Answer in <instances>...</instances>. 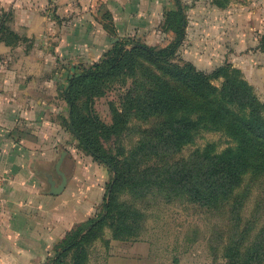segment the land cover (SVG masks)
Segmentation results:
<instances>
[{
  "label": "trees",
  "instance_id": "1",
  "mask_svg": "<svg viewBox=\"0 0 264 264\" xmlns=\"http://www.w3.org/2000/svg\"><path fill=\"white\" fill-rule=\"evenodd\" d=\"M212 2L222 8L231 0ZM188 8L184 0H172L165 10L163 28L173 33L167 45L121 38L100 59L74 65L68 76L63 96L70 109L65 121H72L79 144L113 176L99 211L56 244L51 264H89L88 246L107 228L117 239L138 238L142 217L137 200L156 190L213 210L228 209L229 201L237 219L246 193L237 189L245 179L264 182V102L253 86L231 64L208 73L191 61L174 59L187 36ZM21 40L7 19L0 18V42L17 45ZM128 74L135 83L123 108L113 106V121L108 123L95 113L94 99L111 81ZM221 76L222 86L212 82ZM132 116L149 120L141 140L131 150L121 144L108 146L129 128ZM206 130H222L234 144L219 151L216 142H209L189 157L176 158ZM123 191L134 200L121 201ZM262 230V237L250 246L244 247L243 240L232 242L230 259L222 264H263L264 226Z\"/></svg>",
  "mask_w": 264,
  "mask_h": 264
},
{
  "label": "crops",
  "instance_id": "2",
  "mask_svg": "<svg viewBox=\"0 0 264 264\" xmlns=\"http://www.w3.org/2000/svg\"><path fill=\"white\" fill-rule=\"evenodd\" d=\"M170 5L0 0L3 18L24 37L17 45L0 42V264H51L56 244L99 211L107 169L75 145L63 90L74 59H100L121 35L167 45L173 33L164 30L163 19ZM189 30L180 50L189 49ZM190 54L188 60L197 64L200 56ZM59 61L66 64L59 68ZM60 160L68 181L54 194L52 186L62 181Z\"/></svg>",
  "mask_w": 264,
  "mask_h": 264
},
{
  "label": "rangeland",
  "instance_id": "3",
  "mask_svg": "<svg viewBox=\"0 0 264 264\" xmlns=\"http://www.w3.org/2000/svg\"><path fill=\"white\" fill-rule=\"evenodd\" d=\"M184 1L189 6L187 29L190 28L188 39L191 41L188 44L189 49L180 50L174 58L175 61L185 63L189 61L188 57L193 52L194 57L200 56L197 64L194 63L196 67L208 73L224 64H231L239 69L241 76L253 86L256 95L264 102V0H231L222 8L215 5L212 0ZM170 2L172 3V0ZM5 16L0 13V18ZM121 36L124 40H144L138 36ZM211 57H217L218 60L212 64ZM74 60L76 61L74 65L80 64L77 58ZM90 60L84 64L95 61ZM65 64L59 61L58 66L60 68ZM134 79L128 74L111 81L105 93L94 99L95 113L106 122L112 123L113 106L123 108L126 96L135 83ZM212 82L222 86L224 77H214ZM68 107L70 109L69 105ZM148 122L149 120L143 116H132L129 128L107 145L117 147L121 144L126 150H131L141 140L142 132L149 127ZM75 141V145L83 149L78 138L75 137ZM209 142H216L219 151L234 144L222 130H206L193 144L177 153L176 158L189 157L194 149L201 148ZM106 169L107 189L113 172L108 166ZM244 190L246 193L241 199L245 206L241 210V217L237 219L230 210L229 201L228 209L222 207L220 210H213L184 196L156 190L149 196L137 200L142 217L139 237L117 239L107 228L104 235L89 244L88 262L89 264L228 262L230 259L228 255L232 251L229 253L227 251L232 242L243 240L244 247L250 246L262 237L263 233L264 182L245 179L237 192ZM127 200L134 199L129 192L123 191L121 201Z\"/></svg>",
  "mask_w": 264,
  "mask_h": 264
},
{
  "label": "water",
  "instance_id": "4",
  "mask_svg": "<svg viewBox=\"0 0 264 264\" xmlns=\"http://www.w3.org/2000/svg\"><path fill=\"white\" fill-rule=\"evenodd\" d=\"M71 125L73 126V123L71 121ZM61 161H59L58 163V169H59V172L61 173L62 175V181L58 184V185H53L52 186V189H51V193H54V194H57V193H60L67 185V176L60 170V164H61Z\"/></svg>",
  "mask_w": 264,
  "mask_h": 264
},
{
  "label": "built area",
  "instance_id": "5",
  "mask_svg": "<svg viewBox=\"0 0 264 264\" xmlns=\"http://www.w3.org/2000/svg\"><path fill=\"white\" fill-rule=\"evenodd\" d=\"M3 182H4V179H3L2 176H0V190H1L2 186H3Z\"/></svg>",
  "mask_w": 264,
  "mask_h": 264
}]
</instances>
